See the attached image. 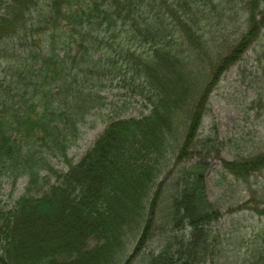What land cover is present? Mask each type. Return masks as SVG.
Wrapping results in <instances>:
<instances>
[{"label":"trees","instance_id":"obj_1","mask_svg":"<svg viewBox=\"0 0 264 264\" xmlns=\"http://www.w3.org/2000/svg\"><path fill=\"white\" fill-rule=\"evenodd\" d=\"M261 5L247 0V28L206 91L194 53L214 41L203 28L215 0H0V193L26 179L17 198L0 196V264L218 259L223 212L206 179L224 143L201 127L221 75L261 41ZM115 83L139 94L141 113L112 115L80 160L57 170L52 157L67 156ZM237 156L224 172L248 181L264 170V147ZM245 202L264 219L263 200ZM241 247L249 256L238 264H264V229Z\"/></svg>","mask_w":264,"mask_h":264},{"label":"rangeland","instance_id":"obj_2","mask_svg":"<svg viewBox=\"0 0 264 264\" xmlns=\"http://www.w3.org/2000/svg\"><path fill=\"white\" fill-rule=\"evenodd\" d=\"M261 2V6L264 7V0ZM215 3L218 14H209L214 17V21L209 24L214 22L215 24L203 28L206 38L214 41L202 42L204 45L207 44L209 52L202 50V53L198 51L194 53L196 65L202 71V89L206 91L220 59L228 54L230 41L237 43L247 28L243 30L245 17L248 16L245 11L247 0H215ZM226 10L228 12H225ZM221 15L226 18L230 16L231 20L228 17L222 20L221 24H216ZM263 43L264 31L261 41L252 44L239 61L224 71L210 92L206 104L207 111L201 129L203 128L205 134L212 135L217 142L224 143L221 152L213 153L209 158L211 167L206 179L210 199L216 202L223 212L215 226V230L220 233L222 249L219 256H215L218 259L210 264L241 263L249 256L245 247H241L243 241L264 229V219L256 211L245 207L247 199L264 201V170L250 176L248 181L237 179L223 171L224 160H231L238 157L237 155L264 147ZM199 45L200 43L197 46ZM120 85L122 83H115V87L109 88L108 105L80 127L81 134L68 149L67 156L52 157V163L57 170L65 171L70 163H77L105 128L112 115L141 113L143 104L139 94L131 91V85L121 87ZM25 180L20 178L16 187L6 184L2 194L0 193L3 200H7L11 193L17 198L25 190ZM159 241L156 238L150 244L156 252L160 248ZM134 248L132 246L131 252Z\"/></svg>","mask_w":264,"mask_h":264}]
</instances>
